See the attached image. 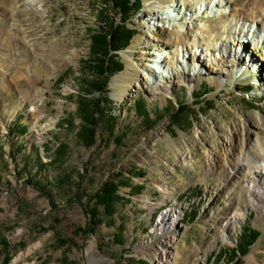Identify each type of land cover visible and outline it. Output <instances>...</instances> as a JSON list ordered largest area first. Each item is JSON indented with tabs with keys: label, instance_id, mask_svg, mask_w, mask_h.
<instances>
[{
	"label": "rangeland",
	"instance_id": "374dc122",
	"mask_svg": "<svg viewBox=\"0 0 264 264\" xmlns=\"http://www.w3.org/2000/svg\"><path fill=\"white\" fill-rule=\"evenodd\" d=\"M111 1L0 0V264H208L247 229L260 236L239 264H264V191L251 202L233 170L245 146L253 149L250 161L264 151V39L259 46L249 36L246 48L233 34L237 54L216 60L213 69L187 52L173 79H159L161 89L142 79L153 74L150 59L159 46L162 54L176 52L165 61L176 68L191 46L207 53L229 39L225 19L206 13L227 8L237 25L256 20L264 0H131L139 4L124 23L131 41L109 54L121 69L97 93L85 85L95 80L86 67L90 36L104 4L121 23ZM165 13L180 18L151 20ZM241 22L237 31L255 27ZM259 24L264 29V18ZM239 65L247 77L235 76ZM114 77L118 86L111 87ZM83 92L103 100L89 148L78 138ZM57 143L66 156L52 164ZM105 182L116 185L118 197L109 215L94 199ZM169 211L179 220L161 234Z\"/></svg>",
	"mask_w": 264,
	"mask_h": 264
},
{
	"label": "trees",
	"instance_id": "16d2710c",
	"mask_svg": "<svg viewBox=\"0 0 264 264\" xmlns=\"http://www.w3.org/2000/svg\"><path fill=\"white\" fill-rule=\"evenodd\" d=\"M111 4L112 9L116 10L120 15L121 23L116 24L108 16L106 5L104 4L97 13L99 21L98 30L90 36V57L87 60L86 67L94 75L95 80L88 81L85 85L86 87H90L91 91H96L97 93L103 92L108 81V75L121 69L120 64L110 61L109 54L112 53L114 55V53L124 50L129 45L133 32L128 30L124 26V23L139 7L138 2H131V0H112ZM102 101L101 99H89L86 92L80 93L77 96L76 111L82 122L78 138L85 147H92L95 143L96 130L101 118L104 117V112L100 108ZM134 105L136 113L148 122L149 119L144 110V105L138 101H135ZM20 132L24 133L23 131ZM109 132H112V129H109ZM65 156L66 147L61 143H57L50 163H61L65 159ZM39 166L41 168L45 167L40 161ZM94 199L96 204L102 207L107 215L111 214L113 206L118 200L116 185L111 182H105L95 194ZM91 214L92 218H94L96 212L92 211ZM195 217L196 213L190 211L189 221H193ZM259 236V232L252 229L242 230L235 247L228 250L219 249L211 257L213 259L212 261L210 259L208 264H239V259L248 253L250 247L257 241ZM115 238L118 242L122 241L120 234H117Z\"/></svg>",
	"mask_w": 264,
	"mask_h": 264
},
{
	"label": "bare ground",
	"instance_id": "6f19581e",
	"mask_svg": "<svg viewBox=\"0 0 264 264\" xmlns=\"http://www.w3.org/2000/svg\"><path fill=\"white\" fill-rule=\"evenodd\" d=\"M193 2L195 5L199 4L198 0L196 2L194 0ZM216 5H220V4H216ZM177 7H178L177 5L171 4L170 5V11L172 10L173 13L177 14ZM154 13H155V11H154ZM156 13H158V11H156ZM197 13H199V10ZM258 13H259V16L256 17L257 18L256 20H255V17H254V19H252L250 21H247L246 18L238 20V24H239L240 20L242 21L241 26L243 28H245V26H247L246 24H249V22H250V24L253 23L252 26H255V27H253V30L251 31L252 27L248 25L247 26L248 28L246 29V34L243 31H237L238 24L235 25L236 24L235 18L233 16V14H231L227 8H222L221 10H216L215 12L210 11V13H206L204 15V18H208V17L210 18V16H211V17H219L222 20L225 19V23H224L223 28H224V33L225 32L227 33V36L229 37V39H227V40L221 39L219 41V43H217L214 46V48H212L211 51L214 53L209 52V51H206L207 53L203 52V51H205L204 47L201 48L203 51H198L199 49L197 46L192 47L190 45L191 47L188 48V51L182 52V55H181L182 61H179L178 59L176 60V65H177L176 68L170 67L169 65H165V61L167 62V60L172 59L173 55L176 52H172L173 53L172 55H171V52L166 53V54H162V53H164L163 46H159L157 48L159 51H157L156 53H153L152 59H150L151 63L154 64V65L151 64L152 66H150V70H152L153 74L151 75L150 73L144 72L142 74V79H144L146 81L150 80L151 85L157 87L158 89H161V87L163 85L158 84L159 79L160 80L164 79V80H162L163 83H167L168 80L173 79L177 74L176 69L177 68L179 69L180 67H182L183 65L186 64V57L188 55L187 54L185 55V53H187V52H188L189 56L193 53V58L197 57L198 62L204 64V66L207 67L208 69L209 68L213 69L215 66L216 60L223 59L229 53L231 54V53L235 52L237 54V49L235 48L236 46L234 47V45H236L234 42L235 39H233V40L231 39L233 34L234 35L236 34V37L239 36L240 39H242V40H240L239 43H243V45L245 43V40L246 41L249 40V38H248L249 36H251L250 43L252 42V44L258 45L264 39V29L259 24L260 19L264 18V11L259 10ZM179 18L180 17H178V16H174V14L168 15V13H165L162 16H160L158 14H153V18L151 20H154V23L156 22L155 24L162 22L161 20H164V19L166 22L174 23V22L178 21ZM254 24H256V25H254ZM191 28H193V27H191ZM197 39H198V36H195L194 40H197ZM163 45L167 46L166 43H164ZM243 45H239V46H243ZM224 47H226V48H224ZM242 65H245V64H242ZM242 65L238 66L236 73H235L236 77H238V75L240 77L241 76L242 77L248 76L250 71L247 69V67L245 70H243ZM117 78L118 77H114L112 79L111 87L118 86ZM222 84H223V81L220 82V85H222ZM135 87L138 88L139 84L136 83ZM248 141L249 140H246V145H248ZM253 143H254V149L258 151V149L260 147V143H259L258 139H255L253 141ZM244 148H246V153H245L244 157H242L239 160V162H236L234 164L233 170H235V172H236V176H237V177L235 176L236 179H238V180L242 179L243 184H245V186L247 188V192H248V195L251 199V202H253L255 204V203H257L256 199L260 198L261 195L263 194V191H264V151L263 150L259 151L258 155L254 156L253 160L250 161L247 158V155L249 153H253V149L249 148L248 146H245ZM259 175L261 176V179L255 178L256 176H259ZM261 183H262V185H260ZM179 217H180L179 215H177L171 211L166 212L161 217V222L158 226V231L161 234H164V233L171 231L175 227V225L177 224Z\"/></svg>",
	"mask_w": 264,
	"mask_h": 264
}]
</instances>
